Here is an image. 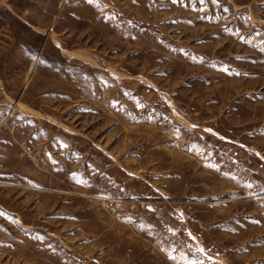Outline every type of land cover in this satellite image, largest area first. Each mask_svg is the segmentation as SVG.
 I'll use <instances>...</instances> for the list:
<instances>
[{
    "label": "rangeland",
    "instance_id": "rangeland-1",
    "mask_svg": "<svg viewBox=\"0 0 264 264\" xmlns=\"http://www.w3.org/2000/svg\"><path fill=\"white\" fill-rule=\"evenodd\" d=\"M0 85V264H264V0H0Z\"/></svg>",
    "mask_w": 264,
    "mask_h": 264
},
{
    "label": "crops",
    "instance_id": "crops-1",
    "mask_svg": "<svg viewBox=\"0 0 264 264\" xmlns=\"http://www.w3.org/2000/svg\"><path fill=\"white\" fill-rule=\"evenodd\" d=\"M7 97L6 96V93L4 92V90H3V88H1V85H0V101H2L3 99H2V97ZM2 99V100H1ZM33 112H36V110L35 109H31ZM4 121H5V119H3V118H0V126L2 125V124H4Z\"/></svg>",
    "mask_w": 264,
    "mask_h": 264
},
{
    "label": "snow or ice",
    "instance_id": "snow-or-ice-1",
    "mask_svg": "<svg viewBox=\"0 0 264 264\" xmlns=\"http://www.w3.org/2000/svg\"><path fill=\"white\" fill-rule=\"evenodd\" d=\"M202 2H203V0H202ZM213 2L215 3V2H217V0H213ZM89 3H92V0H89ZM193 127H195V126H193ZM210 131V130H209ZM249 187H251V185H248ZM189 235H191V234H189ZM194 239V238H193ZM198 251H203L202 249H198ZM168 254V256H169V259H172V260H175L176 259V257L175 256H173V255H171V253L170 252H168L167 253ZM201 264H202V262H201Z\"/></svg>",
    "mask_w": 264,
    "mask_h": 264
},
{
    "label": "bare ground",
    "instance_id": "bare-ground-1",
    "mask_svg": "<svg viewBox=\"0 0 264 264\" xmlns=\"http://www.w3.org/2000/svg\"><path fill=\"white\" fill-rule=\"evenodd\" d=\"M85 59V58H84ZM30 112H33L32 110L28 109Z\"/></svg>",
    "mask_w": 264,
    "mask_h": 264
}]
</instances>
